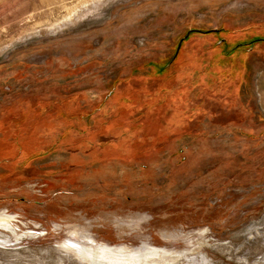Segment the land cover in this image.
Returning <instances> with one entry per match:
<instances>
[{
    "label": "rangeland",
    "instance_id": "374dc122",
    "mask_svg": "<svg viewBox=\"0 0 264 264\" xmlns=\"http://www.w3.org/2000/svg\"><path fill=\"white\" fill-rule=\"evenodd\" d=\"M254 38L264 0H0V264H91L86 237L132 264H264V43L237 46ZM178 48L161 108L148 65Z\"/></svg>",
    "mask_w": 264,
    "mask_h": 264
},
{
    "label": "trees",
    "instance_id": "16d2710c",
    "mask_svg": "<svg viewBox=\"0 0 264 264\" xmlns=\"http://www.w3.org/2000/svg\"><path fill=\"white\" fill-rule=\"evenodd\" d=\"M198 32V30H191V31H189V34L186 36V38H184V40H186L188 37H189V35H191V34H193V33H197ZM212 32V31H211ZM210 32V33H211ZM201 34H209L208 33V31L205 33L204 31H201L200 32ZM256 42H258V43H264V38H254V39H250L248 42H246V43H238L237 44V46H242V47H246V48H249V47H251L252 46V44L253 43H256ZM181 45V44H180ZM180 47V46H179ZM179 54V48H178V52L176 53V54H174L173 56H171L169 59H167L166 61H164V63H151V64H149L148 65V68L150 69V71L149 72H152V74H158V75H161V74H163L164 76H166L167 77V80H163V81H161L162 82V84H161V86L163 87V88H161L160 86H159V88L158 89H160L159 91H161V95H162V98H163V95L164 94H166L167 95V98L165 97V99L163 100L162 98L160 99V101H159V99H158V101L157 102H159L160 103V106H161V108H163L164 107V105L166 106L167 104H170V105H173L174 103V101H176L175 100V98H176V94H177V92H178V90L183 86V85H181V86H178V89L177 90H171L172 89V87L170 88V89H167L169 86H168V84L170 83V81H171V78L173 77V76H171V73H174V75L176 74V71H177V69H178V67L181 65L180 63H179V61L177 60V55ZM166 62V63H165ZM170 64V65H169ZM173 66V67H172ZM176 66V67H175ZM167 67V68H166ZM172 67V69L171 70H169L170 68ZM166 68V71L165 72H163V70ZM213 68V67H212ZM175 69H176V71H175ZM122 84L123 83H120V84H118L117 85V88L119 89L121 86H122ZM151 84V83H150ZM151 86V85H150ZM153 86H155V85H153ZM158 86V85H157ZM151 88V87H150ZM149 88V89H150ZM157 89V87H155L154 88V90H156ZM153 90V91H154ZM216 90V88L215 87H213L212 89H204V95L202 96V97H200V101L201 102H203V101H205L206 102V100L207 101H209V103H212V104H215V101L214 100H218V98H220V95H218V92H216L215 91ZM153 91H149V93L146 95V99L143 101V103H148V105H149V103L151 104L152 102H153V100H152V98H153V96H154V92ZM153 92V94H151ZM170 93H172V96L174 97V99L173 98H169V96H170ZM223 99V98H222ZM221 99V100H222ZM203 100V101H202ZM156 102V103H157ZM197 102V103H196ZM196 102H194L192 105H190L189 106V108L188 109H185V110H183V112H182V116H181V119H179L178 120V118H177V120H178V122L179 123H183V121H185V122H187V124H188V127H189V125H193V124H195L196 122H198V120H199V117L198 116H201V115H203L204 113H206V111H207V108H206V106L204 107V105H199V104H201V103H198V101H196ZM141 104V103H140ZM217 104H219V103H217ZM144 105H141V108L140 109H143L144 107H143ZM150 109L152 108V107H149ZM194 110H199L197 113L195 112L194 114H195V116H192V114H193V112H194ZM146 112H144V114H145ZM87 114H90V113H87ZM149 116L148 117H151V116H153L154 114L152 113V114H148ZM86 116H88L89 117V115H86ZM85 116V117H86ZM174 117V116H173ZM161 119V121H162V123H165V122H169V121H167V120H165V118L163 117V118H160ZM169 119L170 120H172V121H174L171 117H169ZM172 123V125H174V123H175V121L174 122H171ZM187 126V125H186Z\"/></svg>",
    "mask_w": 264,
    "mask_h": 264
},
{
    "label": "bare ground",
    "instance_id": "6f19581e",
    "mask_svg": "<svg viewBox=\"0 0 264 264\" xmlns=\"http://www.w3.org/2000/svg\"><path fill=\"white\" fill-rule=\"evenodd\" d=\"M10 222H11V217L10 216H8V215H6L4 212H0V227L2 228V227H4V228H9V227H11V224H10ZM3 228V229H4ZM84 240H86V242H88V244H90V245H88V246H93V247H95V248H98V249H101V251H103L102 253H104V254H106V253H108L109 254V256L111 255V254H117V253H120L119 255H121V256H123V255H125L126 253H124L123 255L121 254V253H123V250H125V249H122V247H120V248H118V247H113V246H109V245H106V244H98V242H96V241H94L92 238H89V237H86V239H84ZM69 246V245H68ZM82 246V245H81ZM87 246V245H86ZM87 246V248L84 250V252H80V249L79 248H77L76 246H74L75 248H77V249H79V253L78 252H76L77 254H79L80 255V257L81 258H83V259H85L86 261H90V263L91 264H97V263H99V264H132L130 261L129 262H127V260L126 261H123V259L121 258V257H118V259H114V257L113 258H111V257H102V256H98V255H95V254H93L92 253V249H89V247ZM119 246V245H118ZM83 247V246H82ZM125 247V246H124ZM65 248V247H64ZM70 248V247H69ZM85 248V247H84ZM92 248V247H91ZM126 248V247H125ZM77 249H74V250H77ZM126 249H128V248H126ZM144 251H146V250H144ZM94 252H97V251H94ZM125 252V251H124ZM148 252V251H147ZM100 254V253H99ZM126 257H127V255H126ZM125 256H123V258H126ZM133 258V257H132ZM130 260V259H129ZM134 260V259H133ZM135 261V260H134ZM136 261H138L137 260V258H136ZM140 261V260H139ZM137 263V262H136ZM134 264V263H133ZM140 264V263H139ZM145 264H148V263H146L145 262Z\"/></svg>",
    "mask_w": 264,
    "mask_h": 264
},
{
    "label": "crops",
    "instance_id": "0c3cea01",
    "mask_svg": "<svg viewBox=\"0 0 264 264\" xmlns=\"http://www.w3.org/2000/svg\"><path fill=\"white\" fill-rule=\"evenodd\" d=\"M238 94H239V93H238ZM240 95H241L240 100H242L243 102H239L238 104L242 106V109L245 110L247 114H250V113H251V114H252V113L254 114V111H253L254 109L251 107V104H252V103H248L249 101H248L247 95H244V96H242V94H240ZM249 99H250L252 102H253L254 100L257 101V99H256V98H253V96L250 97ZM247 101H248V102H247ZM255 101L253 102V105L255 104ZM257 114H260V113L257 112ZM257 114H256V112H255V115H256V116H258ZM258 117H259V116H258ZM258 117H257V118H258Z\"/></svg>",
    "mask_w": 264,
    "mask_h": 264
},
{
    "label": "built area",
    "instance_id": "2783aa9c",
    "mask_svg": "<svg viewBox=\"0 0 264 264\" xmlns=\"http://www.w3.org/2000/svg\"><path fill=\"white\" fill-rule=\"evenodd\" d=\"M256 99H257V101L259 100V98H258V97H257Z\"/></svg>",
    "mask_w": 264,
    "mask_h": 264
},
{
    "label": "water",
    "instance_id": "95a60500",
    "mask_svg": "<svg viewBox=\"0 0 264 264\" xmlns=\"http://www.w3.org/2000/svg\"><path fill=\"white\" fill-rule=\"evenodd\" d=\"M209 32V31H208ZM187 34H189V33H187Z\"/></svg>",
    "mask_w": 264,
    "mask_h": 264
}]
</instances>
